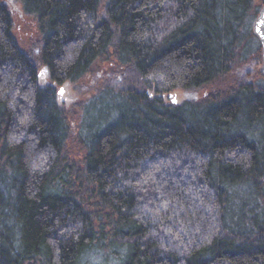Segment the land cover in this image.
I'll return each mask as SVG.
<instances>
[{
  "label": "trees",
  "instance_id": "1",
  "mask_svg": "<svg viewBox=\"0 0 264 264\" xmlns=\"http://www.w3.org/2000/svg\"><path fill=\"white\" fill-rule=\"evenodd\" d=\"M14 1L41 39L0 0V264H264V0Z\"/></svg>",
  "mask_w": 264,
  "mask_h": 264
},
{
  "label": "rangeland",
  "instance_id": "2",
  "mask_svg": "<svg viewBox=\"0 0 264 264\" xmlns=\"http://www.w3.org/2000/svg\"><path fill=\"white\" fill-rule=\"evenodd\" d=\"M10 4L15 26V36L19 40L20 46L25 50H31L35 46H39L41 39L38 24L32 17L27 16L22 6L14 0H1ZM47 72L43 73L41 77V83L46 84L48 82ZM211 92V89H204L197 93L198 98H202ZM186 98V94L182 91L174 92L166 96L167 100L174 101L175 103H182ZM79 100V97L74 90L73 86L67 82L65 83L57 95V103L64 107L70 108Z\"/></svg>",
  "mask_w": 264,
  "mask_h": 264
},
{
  "label": "water",
  "instance_id": "3",
  "mask_svg": "<svg viewBox=\"0 0 264 264\" xmlns=\"http://www.w3.org/2000/svg\"><path fill=\"white\" fill-rule=\"evenodd\" d=\"M253 32L260 42L262 48L261 73L264 76V7L261 9L258 17L253 24Z\"/></svg>",
  "mask_w": 264,
  "mask_h": 264
}]
</instances>
